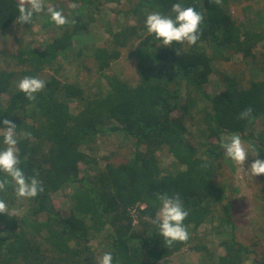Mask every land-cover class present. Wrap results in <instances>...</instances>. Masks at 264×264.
Here are the masks:
<instances>
[{"label": "trees", "instance_id": "trees-1", "mask_svg": "<svg viewBox=\"0 0 264 264\" xmlns=\"http://www.w3.org/2000/svg\"><path fill=\"white\" fill-rule=\"evenodd\" d=\"M50 1L75 24L58 27L46 14L17 24L19 0H0V43L22 29L15 51L7 48L11 38L0 46L7 62L1 66L0 60V97L9 95L0 107V128L10 119L18 136L31 133L18 143L21 167L44 187L32 199H18L12 185L0 191L8 204L0 214V264H99L108 251L114 264H159L186 246L203 253L200 264H247L252 253L253 263L264 264V250L239 238L233 203L216 180L224 135L241 134L258 151L253 160L264 159V0ZM174 3L203 14L195 45L164 46L147 32V14L172 15ZM104 4L114 5L113 19L100 17ZM96 23L106 38L88 60L85 38ZM37 25L46 36L34 47L25 38ZM124 57L136 62L137 78L113 70ZM211 74L223 83L220 93L203 87ZM24 76L47 81L34 102L17 89ZM248 107L251 122L239 119ZM107 142L110 155L129 157L80 175L79 163L97 164L95 155ZM166 153L173 165L162 164ZM60 191L66 192V213L54 201ZM161 193H179L189 210L186 243L167 248L153 224ZM136 205L138 227L131 216ZM208 222L224 249L218 257L200 242L199 228Z\"/></svg>", "mask_w": 264, "mask_h": 264}, {"label": "clouds", "instance_id": "clouds-1", "mask_svg": "<svg viewBox=\"0 0 264 264\" xmlns=\"http://www.w3.org/2000/svg\"><path fill=\"white\" fill-rule=\"evenodd\" d=\"M210 3L220 5L222 0H210ZM74 7V6H73ZM17 24H32L34 15L46 14L52 23L58 27L66 24H75V20H69L63 11L55 7H45L44 0H19ZM172 15H166L160 11H151L145 19L147 32L154 35L155 39L161 41L164 46L171 44L195 45L200 39V26L204 16L194 7H185L181 3H174L171 7ZM47 81L36 76H24L17 83V89L24 93L26 99L34 102L37 93L43 91ZM253 109L246 108L239 113V119H254ZM3 127L0 133L3 136L5 147L0 148V191H5L7 186L12 185L18 199H32L44 191L43 183L36 176H27L21 167V157L18 143L21 138H31V133L17 134V125L10 119L2 121ZM221 148L224 155L235 165L242 166L249 156V149L238 133L224 135L221 137ZM258 151L252 155H257ZM26 158V157H25ZM252 177L264 175V159H255L249 166L248 171ZM160 209L157 218L153 220L160 237L167 248L176 242L186 243L189 239V231L184 221L189 215L179 193L158 195ZM8 204L0 198V214H7ZM16 215V214H14ZM99 264H114L112 252H105L99 259ZM118 264V262H117Z\"/></svg>", "mask_w": 264, "mask_h": 264}, {"label": "rangeland", "instance_id": "rangeland-1", "mask_svg": "<svg viewBox=\"0 0 264 264\" xmlns=\"http://www.w3.org/2000/svg\"><path fill=\"white\" fill-rule=\"evenodd\" d=\"M46 5L51 6L52 2L50 0H44ZM100 17L103 19L111 20L114 18V5L104 4L101 6ZM235 12V11H234ZM22 29H18L17 27L10 33V36H3L1 38L0 46L3 48L7 39L11 38V42H9V46L12 51H15L17 46L19 45L16 42V35H18ZM15 33V34H14ZM25 39L30 41L34 47H38L43 42V37L46 36V32H44L39 25H37L33 29V34H29ZM106 38L101 25L91 24L89 28V32L85 38V44L87 45L86 49V58L88 60L91 59L93 46L103 44L104 39ZM0 60H2L1 66H6L7 62L3 57L0 56ZM239 56H233L232 61H239ZM66 67L70 70H74V66L66 65ZM113 70H116L118 73H123L128 78H137V66L135 61H130L127 57L122 58L121 60L112 64ZM75 71V70H74ZM91 75L89 72L86 75H82V77ZM103 80V85L105 83V79ZM204 89L207 93L217 94L223 90V83L215 74H211L209 80L203 84ZM9 95L7 93L2 94L0 97V107L5 106L8 103ZM72 110L77 111L76 101H72ZM190 127V126H189ZM192 128V127H191ZM190 129V128H189ZM191 130V129H190ZM193 130V128H192ZM244 141L245 145L249 149V156L245 161L244 169L242 166L235 165L230 159H228L225 155H223L222 162L223 167L216 175V180L219 185H225L227 190L228 199L233 203V211L235 214L236 222H237V232L239 238L245 244L250 245L252 248L256 249L258 253H261L264 250V180L260 176L252 177L248 171L250 164L254 161L252 155L254 153V149L252 144L247 141L241 134H239ZM257 142V141H256ZM109 143H105L102 145L95 155L97 158V164L95 163H86L80 162L79 169L80 175H87V173L94 174L100 168H103L107 161H112L114 163H120L125 161L129 155H110ZM162 159L163 165H173L175 163V159L170 154L160 155ZM65 191L56 192L54 194V201L58 209L63 210L64 213L69 211V205L67 202V198H65ZM23 205V204H22ZM21 205V206H22ZM137 219H138V213ZM132 216V215H131ZM134 219V218H133ZM138 221L133 220V224L138 227ZM211 223H204L199 228L200 233V242L202 244L208 245L211 251L215 256H219L224 253V249L220 244V239L216 235L212 229ZM92 244L96 246V242L92 241ZM254 254H250L249 261L247 264H255L253 263ZM203 258V253L199 252L196 249H193L191 246L183 247L180 251L175 252L173 255H170L166 259L159 262V264H200L201 259Z\"/></svg>", "mask_w": 264, "mask_h": 264}, {"label": "built area", "instance_id": "built-area-1", "mask_svg": "<svg viewBox=\"0 0 264 264\" xmlns=\"http://www.w3.org/2000/svg\"><path fill=\"white\" fill-rule=\"evenodd\" d=\"M138 206L139 205H136V207H133L132 209H131V215H132V217L134 218L133 220L134 221H138V219H137V214H136V211H137V208H138ZM141 207H144L145 205H140Z\"/></svg>", "mask_w": 264, "mask_h": 264}]
</instances>
